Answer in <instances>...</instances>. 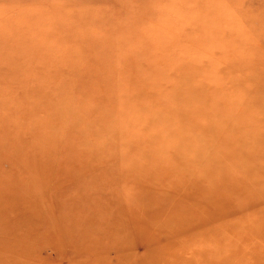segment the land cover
Listing matches in <instances>:
<instances>
[{"label":"rangeland","instance_id":"1","mask_svg":"<svg viewBox=\"0 0 264 264\" xmlns=\"http://www.w3.org/2000/svg\"><path fill=\"white\" fill-rule=\"evenodd\" d=\"M0 264H264V0H0Z\"/></svg>","mask_w":264,"mask_h":264},{"label":"bare ground","instance_id":"2","mask_svg":"<svg viewBox=\"0 0 264 264\" xmlns=\"http://www.w3.org/2000/svg\"><path fill=\"white\" fill-rule=\"evenodd\" d=\"M176 90H179V89H178V86H176Z\"/></svg>","mask_w":264,"mask_h":264}]
</instances>
